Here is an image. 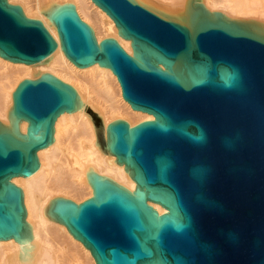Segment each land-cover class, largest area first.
I'll use <instances>...</instances> for the list:
<instances>
[{"label": "water", "instance_id": "water-1", "mask_svg": "<svg viewBox=\"0 0 264 264\" xmlns=\"http://www.w3.org/2000/svg\"><path fill=\"white\" fill-rule=\"evenodd\" d=\"M93 1L132 39L136 58L114 39L98 45L75 6L54 16L66 55L81 68L112 69L125 100L155 120L111 123L106 148L102 117L89 107L98 147L126 164L137 191L90 168L94 197L53 199L47 217L67 225L97 264H264V35L209 18L200 12L205 0L172 13L134 0ZM56 47L24 6L0 0L3 57L30 64ZM81 104L73 86L48 74L15 91L10 125L0 121V240L32 238L22 190L10 178L39 168L55 119ZM146 200L168 213L159 217Z\"/></svg>", "mask_w": 264, "mask_h": 264}, {"label": "bare ground", "instance_id": "bare-ground-1", "mask_svg": "<svg viewBox=\"0 0 264 264\" xmlns=\"http://www.w3.org/2000/svg\"><path fill=\"white\" fill-rule=\"evenodd\" d=\"M155 13L184 12L189 0H134ZM24 6V15L40 20L57 43L56 49L39 62L12 61L0 54V121L10 125L14 94L24 80H38L45 74L73 86L82 104L77 111H63L54 122V139L39 151V168L30 175H16L10 183L22 190L25 221L32 226V238L15 236L0 240V264H97L91 250L69 230L67 225L47 217L46 209L53 199H68L81 204L94 197L89 182L90 168L99 176L112 179L133 196L138 184L119 165L115 155L101 151L97 145L95 125L88 116L89 107L101 115L106 148H109L108 127L117 120L131 128L155 120L151 113L134 109L123 97L117 75L98 62L81 68L65 53L54 21L55 14L75 6L79 17L91 28L101 45L114 39L136 58L132 39L120 34L114 19L93 0H7ZM201 13L215 20L238 22L243 28L255 29L264 35V0H205ZM163 70L167 67L162 63ZM29 121L19 123L21 134H27ZM158 216L168 209L158 202L146 200Z\"/></svg>", "mask_w": 264, "mask_h": 264}, {"label": "rangeland", "instance_id": "rangeland-1", "mask_svg": "<svg viewBox=\"0 0 264 264\" xmlns=\"http://www.w3.org/2000/svg\"><path fill=\"white\" fill-rule=\"evenodd\" d=\"M104 138H105V136H104ZM105 145H106V138H105Z\"/></svg>", "mask_w": 264, "mask_h": 264}]
</instances>
